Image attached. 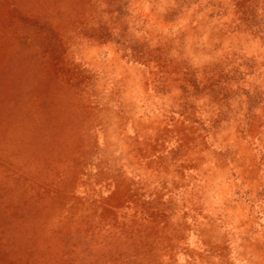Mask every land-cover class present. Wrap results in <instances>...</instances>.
I'll list each match as a JSON object with an SVG mask.
<instances>
[{"label":"rangeland","instance_id":"obj_1","mask_svg":"<svg viewBox=\"0 0 264 264\" xmlns=\"http://www.w3.org/2000/svg\"><path fill=\"white\" fill-rule=\"evenodd\" d=\"M0 264H264V0H0Z\"/></svg>","mask_w":264,"mask_h":264}]
</instances>
